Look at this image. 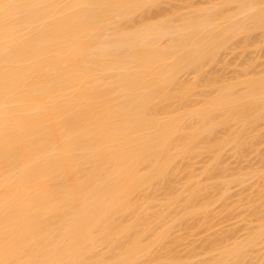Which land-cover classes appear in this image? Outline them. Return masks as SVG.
<instances>
[{
  "label": "bare ground",
  "instance_id": "6f19581e",
  "mask_svg": "<svg viewBox=\"0 0 264 264\" xmlns=\"http://www.w3.org/2000/svg\"><path fill=\"white\" fill-rule=\"evenodd\" d=\"M165 1L0 0V264H264V221L173 236L264 182L220 167L264 138V68L214 71L257 32L264 55V0Z\"/></svg>",
  "mask_w": 264,
  "mask_h": 264
},
{
  "label": "rangeland",
  "instance_id": "374dc122",
  "mask_svg": "<svg viewBox=\"0 0 264 264\" xmlns=\"http://www.w3.org/2000/svg\"><path fill=\"white\" fill-rule=\"evenodd\" d=\"M177 1V2H176ZM184 0H173V2H172V0L171 1H165V3L164 4H166V3H168L169 4V2L171 3L170 5H168V4H166V5H161V12L162 13H164V14H169V13H171V12H173V11H178V9L179 8H184V6H186L187 4H188V8L187 9H179L180 11H181V13H182V11L183 12H185V11H187V10H189V6L190 7H194V6H192L191 4L189 5V3H193L194 5L198 2V4L199 3H202L201 5H206L207 3V1L209 2V0H187V2H186V0L184 1V2H186V4L183 2ZM189 1V2H188ZM196 3H195V2ZM200 1V2H199ZM202 1V2H201ZM215 1V0H214ZM213 0L211 1L210 0V2L209 3H212V2H214ZM218 0H216V2H217ZM179 2H180V4H179ZM183 3H184V5H183ZM208 3V4H209ZM173 4V5H172ZM198 4H196L195 6L196 7H198ZM179 6V7H176V6ZM182 5V6H181ZM200 5V6H201ZM163 6H165V7H163ZM171 6V7H170ZM181 6V7H180ZM174 7H176V8H174ZM187 7V6H186ZM201 7H203V6H201ZM231 7H233V6H230L229 8H231ZM168 8H170V10L168 9ZM172 8V9H171ZM174 8V9H173ZM179 11V12H180ZM258 33V34H257ZM257 33H255V34H257V35H254V36H256L257 38H259L260 39V36H261V38H262V35H260V32H257ZM257 38H255L256 39V42H254L253 44L254 45H256V43H257V45L258 44H260L261 45V40L262 39H260L259 40V43H258V40H257ZM251 45V47H245V48H243V47H238L241 51H239V49H237V48H235L233 51H230L229 52V54H227L228 56H226V53L224 54V56L228 59V60H226V62H228L229 61V63L228 64H225V66L226 65H228V67L226 66V69L225 68H223V67H225V66H221L222 64H216V65H218L216 68H214L215 70L214 71H216L215 72V74L216 75H221L222 74V76H223V73H224V71L226 72V73H224V77H227V76H230V77H233L234 75L236 76V74H237V71H239L238 73H240L242 70L241 69H243V67H244V65H245V62H247V64L248 63H251L252 61H257V62H255V64H256V70H260L259 69V67L260 66H262L261 67V69H263L264 68V58L262 57V58H260L259 57V55L261 56V55H263V54H258V51H255V50H258V49H256L257 47H255L254 45ZM262 44H264L263 42H262ZM254 46V47H253ZM260 47V46H259ZM264 47V45L263 46H261V48H263ZM249 48H251V50L249 49ZM254 48H255V50H254ZM264 49V48H263ZM236 50V51H235ZM243 50H246V51H243ZM253 51H254V53H253ZM261 51H262V53H263V51L264 50H262L261 49ZM260 51V52H261ZM238 52V53H237ZM244 52V53H243ZM249 52H251L252 53V55H251V53H249ZM228 53V52H227ZM232 53V54H231ZM246 53V54H245ZM234 54V55H233ZM239 54V55H238ZM230 55V56H229ZM223 56V58L224 59H226L225 57ZM236 56L238 57V58H236ZM247 58H246V57ZM251 56V57H250ZM264 56V55H263ZM232 58V60H230L231 58ZM257 57V58H256ZM259 57V58H258ZM236 58V59H235ZM253 58V59H252ZM244 59H245V61H244ZM249 59V60H248ZM256 59V60H255ZM259 59H260V61H259ZM263 61H262V60ZM234 60V61H233ZM240 60H242V61H240ZM231 61V62H230ZM232 62H233V64H232ZM243 63V64H242ZM258 63V64H257ZM262 63V64H261ZM230 64H232L231 66H230ZM260 64V66H258ZM235 65V66H234ZM233 66V67H232ZM241 66V67H240ZM219 67H220V69L222 68V70H220L219 69ZM238 67L240 68V69H238ZM246 67V66H245ZM244 67V68H245ZM258 67V68H257ZM229 68V69H228ZM213 69V68H212ZM219 69V73L217 74V70ZM224 70V71H223ZM214 71H212L213 73H214ZM230 71H231V73H232V71H233V73L231 74L230 73ZM221 72V73H220ZM223 72V73H222ZM229 72V73H228ZM236 73V74H235ZM225 74H226V76H225ZM234 76V77H235ZM232 80V79H231ZM262 140H264V138H262V139H260V143H258V145L259 146H261L262 144H263V148L262 147H259L258 145V147H257V149H255L254 151H252V152H254V153H252L251 152V155H249L250 153H248V155L246 154V158H239V157H237V159H236V157L235 156H232L231 154H229L228 152H226V154H224V157H223V160H224V162L225 163H223V161L221 162V164H220V167H222V168H224V167H226V165H228L226 168L229 170V169H233L234 171H232V173L230 172L231 170H229V171H227L226 170V172H228V174L229 173H231V174H233V173H237V170H238V172L241 170L242 171V168H244V167H242V166H244V165H246L245 166V170L244 171H246V172H249L251 169H256L257 167H260V166H264V164H260V162H261V156H259V154L261 155V153L262 152H264V143H262L261 144V141ZM262 142H264V141H262ZM262 152H261V151ZM250 152V151H249ZM228 154V155H227ZM257 154H258V156H257ZM232 156V157H231ZM228 157V158H227ZM234 157V158H233ZM247 158H249V159H247ZM258 158H259V160H258ZM201 161H200V160ZM198 160H197V162L195 161V166L194 167H196L195 169H197L198 171H197V174L201 171L200 169L202 168V166H205V165H202V163L203 164H205V163H207L206 161H207V159H206V157L205 158H203V160L201 159V158H199ZM244 159V160H243ZM239 161L240 160V163H236V161ZM259 162H258V161ZM203 161H205V163L203 162ZM237 161V162H238ZM241 161H243L242 163H241ZM247 161V162H246ZM199 162V163H198ZM201 163V164H200ZM246 163V164H245ZM250 163V164H249ZM262 163V162H261ZM197 164V165H196ZM222 164H224V165H222ZM226 164V165H225ZM236 164H238L239 166H235ZM255 164V165H254ZM251 165V166H250ZM253 165V166H252ZM258 165V166H257ZM231 168H230V167ZM237 167V168H235V167ZM241 166V167H240ZM248 166V167H247ZM250 166V167H249ZM229 167V168H228ZM240 167V168H239ZM246 167L247 168H250V170H248V169H246ZM256 167V168H255ZM200 168V169H199ZM225 168V169H226ZM262 168V171L264 172V170H263V168L264 167H261ZM235 169H236V171H235ZM200 170V171H199ZM224 170V169H223ZM257 170V169H256ZM259 170V169H258ZM225 171V170H224ZM243 171V172H244ZM251 171H254V170H251ZM261 171V170H260ZM181 172V171H180ZM226 172L224 173V175H223V177L225 176V177H227V175H225L226 174ZM183 173H184V171H183ZM181 174V173H180ZM200 174V173H199ZM177 175H179V174H177ZM182 175V174H181ZM178 177V176H177ZM180 177V176H179ZM203 177V176H202ZM221 177V176H220ZM204 178V177H203ZM203 178H201V179H203ZM219 180V179H218ZM220 180H221V178H220ZM219 180V181H220ZM250 180V179H249ZM257 179L256 178H253V181H256ZM206 181V180H205ZM214 181H216L217 182V179H212V182H211V180H210V183H214ZM222 181H223V179H222ZM253 181H252V179L250 180V182H244L245 184V186L244 185H242V184H239L238 186H237V183H232L231 185H230V191L229 190H227L229 193H227L226 192V197H228V199L226 200V201H224V200H222V201H220V206H223V207H220V206H217V204H219V202L217 203V204H215V205H213V207L210 209V210H213L214 212V214L212 215V216H214V217H212L211 216V218H209V219H207V222L205 221H203V220H200L203 224H201V222H199V224L201 225V226H199V224H198V222L197 221H194V223L193 224H195V225H192L191 223L190 224H188L189 226L190 225H192V226H197V227H195V228H198L197 230L195 229V228H193L192 226V228L191 227H186V228H184L183 230H178V228H176L175 230H174V233H173V236H176V237H179L180 236V238H182L183 239V241H181V244L183 243V245H187V243L190 241H192L193 243H191L190 244V242H189V244H188V246H180L181 248H178V249H182V248H186V250L188 249V248H190L191 247V245L192 244H194V242L196 243V244H194L195 246L199 243H201L202 244V242L204 241V240H207L208 238H211L210 236L213 234V235H215L216 233H215V231L217 232L218 230V232H220L221 233V235L223 234V235H225V236H227L228 234H230V235H232V238L230 237V236H228L230 239H231V243H232V240H233V242H234V240H235V238H236V240H237V238H239V236H242L243 234H244V232H247L246 231V229L247 228H253V227H251V226H254L255 225V227H256V225L260 222V221H264V186H263V184H264V182L262 183V186H261V184L259 185L258 184V182L256 181V182H254L253 183ZM221 182V181H220ZM207 183H208V181H207ZM250 183H251V185H250ZM256 183L258 184V185H256ZM236 184V187L234 186ZM252 184H254V185H252ZM242 185V186H241ZM247 186V187H246ZM257 186V187H256ZM258 186L262 189V194L260 195V193L258 192V191H261V189L260 188H258ZM242 192V193H241ZM258 193V194H257ZM240 195V196H239ZM248 196H252V197H254V198H256V199H254V198H252L254 201L253 202H255V203H253L252 201H251V199L249 200V198L250 197H248ZM230 197H231V199H230ZM242 197V198H241ZM226 199V198H225ZM240 199V200H239ZM241 199H242V202H241ZM244 199H246V201L244 200ZM261 199V200H260ZM263 199V200H262ZM256 200V201H255ZM249 201H251L252 202V205H254V206H252V205H250V204H248L249 203ZM257 201H258V203H257ZM229 202V203H228ZM259 202H260V204H259ZM261 202H262V204H263V206L261 205ZM244 203L247 205V206H245L244 205ZM259 204V205H258ZM249 206V207H248ZM260 206V208H261V211L260 210H258V212H260L259 214H257L256 213V211H257V208ZM248 207V208H247ZM252 207V208H251ZM254 207H256V208H254ZM250 208V209H249ZM248 209V210H247ZM252 209V211L251 212H253L252 214L251 213H249L248 211H250ZM255 209V210H254ZM259 209V208H258ZM216 210V211H215ZM263 210V211H262ZM216 212V213H215ZM255 212V213H254ZM263 212V213H262ZM263 215V216H258V218L260 219H258L257 218V215ZM211 215V214H210ZM260 217H263V218H260ZM206 218H208V217H206ZM198 219H199V217H198ZM195 220H197V219H195ZM211 221V224L209 223ZM191 222V221H190ZM206 223V225H204ZM212 223H214V227H209V226H212ZM208 224V225H207ZM216 225V226H215ZM249 225H251V226H249ZM259 225V224H258ZM249 226V227H248ZM200 228V229H199ZM208 228H211L210 230L208 229ZM224 228V229H223ZM227 229V230H226ZM178 230V231H177ZM226 230V231H225ZM231 231V232H230ZM217 232V235L219 234L220 235V233H218ZM234 232V233H233ZM194 233H196L195 235H194ZM227 233V234H226ZM182 235V236H181ZM220 235V236H221ZM219 236V237H220ZM213 237V236H212ZM215 237H216V235H215ZM218 237V236H217ZM222 238V237H221ZM227 238V237H226ZM229 238H227L228 240H229ZM242 238V237H241ZM193 240H195V241H193ZM223 240H224V237H223ZM197 241V242H196ZM219 242L221 241L220 239L218 240ZM214 242H216V241H214ZM225 241H223V243H224ZM222 243V244H223ZM226 244H230V241L229 242H225ZM224 243V244H225ZM200 244V245H201ZM216 244V243H215ZM218 244V243H217ZM221 244V243H220ZM223 244V245H224ZM225 244V245H226ZM189 245H190V247H189ZM193 245V246H194ZM223 245H221V246H223ZM199 246V245H198ZM179 247V246H178ZM200 247V246H199ZM203 247H205L206 248V246L205 245H202V248ZM195 248V247H194ZM205 248H203V249H205ZM259 248H261V247H259ZM198 249V248H197ZM202 249V250H203ZM258 249V248H257ZM262 249H263V247H262ZM182 250H184L185 251V249H182ZM182 250H180V251H182ZM201 249H199V250H197L198 251V253H203V255L201 254V255H198L197 257H198V259L199 260H205L206 258H208L210 255H208L207 256V251L206 250H204V251H206V253L205 252H200V251H202ZM256 250V249H255ZM264 250V249H263ZM184 251H183V254H184ZM196 251V250H195ZM254 251V250H253ZM261 251V253H264V251H262V250H260ZM180 253V252H179ZM182 253V252H181ZM186 253V252H185ZM204 253H205V255H204ZM260 253V252H259ZM258 253V254H259ZM253 254V253H252ZM251 254V256H253ZM262 255H264V254H262ZM255 256V255H254ZM257 256V255H256ZM255 256V257H256ZM262 257H264V256H262ZM193 259H196V257L195 258H193ZM197 259V260H198ZM198 260V261H199ZM190 261V260H189ZM192 261V260H191ZM194 261V260H193ZM192 261V262H193ZM198 261H196L195 262V264L198 262ZM188 264H191L190 262L188 263Z\"/></svg>",
  "mask_w": 264,
  "mask_h": 264
}]
</instances>
